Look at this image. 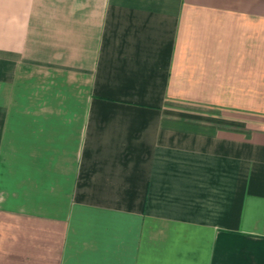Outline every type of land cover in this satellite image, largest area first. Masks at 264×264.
I'll list each match as a JSON object with an SVG mask.
<instances>
[{
    "label": "crops",
    "instance_id": "obj_1",
    "mask_svg": "<svg viewBox=\"0 0 264 264\" xmlns=\"http://www.w3.org/2000/svg\"><path fill=\"white\" fill-rule=\"evenodd\" d=\"M0 264H264V0H0Z\"/></svg>",
    "mask_w": 264,
    "mask_h": 264
}]
</instances>
